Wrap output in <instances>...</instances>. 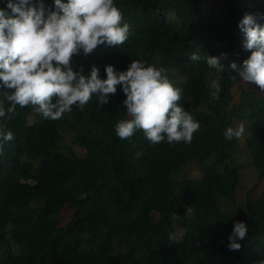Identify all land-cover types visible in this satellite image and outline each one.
<instances>
[{
    "label": "trees",
    "instance_id": "trees-1",
    "mask_svg": "<svg viewBox=\"0 0 264 264\" xmlns=\"http://www.w3.org/2000/svg\"><path fill=\"white\" fill-rule=\"evenodd\" d=\"M8 2L0 0V10L11 16ZM42 2L54 10V0ZM113 3L128 39L81 52L74 70L88 77L94 66L103 80L106 66L119 73L139 60L163 68L200 128L190 143L152 144L141 130L120 139L115 126L130 119L120 85L108 103L94 95L58 120L31 105L0 117V132L13 134L0 152V264H264V196L254 193L261 187L264 195V95L246 91L229 67L242 68L251 55L238 24L251 14L264 27V0H223L222 17L207 0ZM194 54L200 59L192 61ZM206 56L220 58L224 72L208 67ZM8 94L0 84L5 109ZM241 123L244 137L226 139ZM66 133L84 156L63 149ZM190 166L198 177L186 176ZM41 170L45 184L38 183ZM242 177L253 186L237 199ZM64 207L73 216L61 226ZM235 222L248 228L238 251L228 247Z\"/></svg>",
    "mask_w": 264,
    "mask_h": 264
},
{
    "label": "clouds",
    "instance_id": "clouds-1",
    "mask_svg": "<svg viewBox=\"0 0 264 264\" xmlns=\"http://www.w3.org/2000/svg\"><path fill=\"white\" fill-rule=\"evenodd\" d=\"M7 8L11 16L0 10V84L10 90L6 95L9 106L0 105V117L14 116L16 108L33 106L44 118L58 120L76 105L83 108L98 96L101 105L115 95L120 85L126 96L124 105L130 119L121 120L115 126L116 135L124 140L141 130L148 141L159 144L190 143L200 128L192 115L179 104L181 90L173 86L163 68L145 66L132 61L124 72L105 67L106 79L99 78V70L91 68L90 75L74 70L73 57L81 52L91 54L98 46H119L126 42L129 25L122 23L121 11L113 0H54V10L46 9L42 0H9ZM246 36L248 59L238 68L235 62L229 67L236 71L240 81L254 84L264 92V27L256 23L251 14H245L238 24ZM224 54H222L223 56ZM208 67L224 72L218 57H205ZM197 61L196 54L190 58ZM237 76H231L236 79ZM212 98L217 99L220 85L211 84ZM245 132L241 123L228 128L226 139H240ZM13 140L12 132H0L2 143ZM192 207L186 216H192ZM178 217V215H177ZM248 228L243 222H235L229 236V249L238 251L237 240L245 239ZM170 239L179 240L173 235Z\"/></svg>",
    "mask_w": 264,
    "mask_h": 264
},
{
    "label": "rangeland",
    "instance_id": "rangeland-1",
    "mask_svg": "<svg viewBox=\"0 0 264 264\" xmlns=\"http://www.w3.org/2000/svg\"><path fill=\"white\" fill-rule=\"evenodd\" d=\"M250 0H245V3H249ZM207 7H211V9L213 8V12L215 16H223L224 15V8H223V0H207ZM239 85L242 86L246 91H254L256 94L258 95H264V92H261L256 85L254 84H250V83H245L243 81H239ZM233 94V101H237L240 95V90L238 89V87H235L232 91ZM29 122H32V119H29ZM244 137V136H242ZM62 147L64 150L66 149H72L77 155H79L80 157L84 156V150L80 149L79 147L75 146L72 142L71 139V135L69 133H66L64 135V139L62 142ZM39 180L38 183L41 184H45L46 182V174L41 170L40 171V175H39ZM186 176L188 178H195L199 176V172L196 169L195 166H190L187 168L186 171ZM253 186L252 182L248 181L246 182V178L243 179V177L241 178L239 187H238V196L237 199L242 195V193L244 192V190H249L251 187ZM256 195L258 196H264L261 193V187L257 188L254 192ZM73 216V211H71L69 208L64 207L60 213V217H59V221H60V225L64 226L67 223H69V221L72 219Z\"/></svg>",
    "mask_w": 264,
    "mask_h": 264
}]
</instances>
